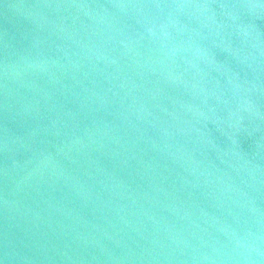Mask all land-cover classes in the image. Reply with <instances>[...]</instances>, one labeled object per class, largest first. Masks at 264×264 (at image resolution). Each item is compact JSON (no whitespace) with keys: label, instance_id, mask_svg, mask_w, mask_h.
<instances>
[{"label":"water","instance_id":"water-1","mask_svg":"<svg viewBox=\"0 0 264 264\" xmlns=\"http://www.w3.org/2000/svg\"><path fill=\"white\" fill-rule=\"evenodd\" d=\"M0 264H264V0H0Z\"/></svg>","mask_w":264,"mask_h":264}]
</instances>
